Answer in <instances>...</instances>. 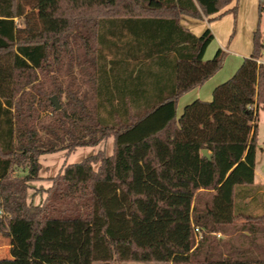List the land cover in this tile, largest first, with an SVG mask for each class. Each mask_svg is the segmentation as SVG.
<instances>
[{
    "label": "trees",
    "instance_id": "obj_1",
    "mask_svg": "<svg viewBox=\"0 0 264 264\" xmlns=\"http://www.w3.org/2000/svg\"><path fill=\"white\" fill-rule=\"evenodd\" d=\"M233 1L0 0V234L16 243L11 263L66 264L39 254L55 253L48 232L63 224L86 228L91 263L264 264L255 251L264 235V185L254 182L259 28L212 100L176 119L178 99L227 54L204 60L213 34L196 36L179 18L236 15V5L225 10ZM109 137L111 155L64 163L43 201H30L41 156ZM239 221L240 243L217 238Z\"/></svg>",
    "mask_w": 264,
    "mask_h": 264
},
{
    "label": "crops",
    "instance_id": "obj_2",
    "mask_svg": "<svg viewBox=\"0 0 264 264\" xmlns=\"http://www.w3.org/2000/svg\"><path fill=\"white\" fill-rule=\"evenodd\" d=\"M235 5L237 6L236 15H234L232 12H229L216 19L214 18L218 16L220 12L211 15L210 17H204L203 19H195L186 15L180 16L179 23L194 35L200 36L207 29H209L213 34L214 38L205 51L204 60H210L211 52H213V50H215L216 48H217L216 51L220 47L223 48V44H224L223 42L226 41L227 34L231 32V27L233 25L232 24L233 15L237 16V22H236L237 29L235 31L236 37L234 40H236L235 42L236 46L234 47V51L233 52L231 51L230 53V49L228 50L229 55L232 53L234 55L232 57V60H229L227 56V59L225 60L220 70H218L202 85L188 91L178 99L177 109H176L177 120L181 117L185 106L192 103L193 101L195 100L211 101L213 98L214 89L218 85L230 79L235 74L237 69L240 67L243 60L251 55L253 49V34L257 30V28H259L264 35V0H237V2L233 1L225 8V10L232 9ZM260 62L264 63V57L261 58ZM256 177L257 174L255 170V179H254L255 184L264 185L261 183H257ZM80 228L84 229V227H80V226L79 227L69 226L63 230V235L67 236L68 239L67 242L63 243V256H56L54 254H49L50 256L48 258L49 260H42V261L52 262L53 260H63L66 264H96L90 262L89 252L84 253L82 255V251L85 250L84 244L82 243L77 244L78 242L76 241H75L76 243L74 244V243H70L69 241V239H72L73 237L75 240H77V238L79 239V234L82 233V231H80ZM84 230H86V228ZM69 249L74 252L73 255L65 251ZM48 251L50 250L48 249ZM9 253L10 256H8V258L12 260L13 258L11 255V251H9ZM0 264H5V263L0 262ZM6 264H13V263L10 262Z\"/></svg>",
    "mask_w": 264,
    "mask_h": 264
},
{
    "label": "rangeland",
    "instance_id": "obj_3",
    "mask_svg": "<svg viewBox=\"0 0 264 264\" xmlns=\"http://www.w3.org/2000/svg\"><path fill=\"white\" fill-rule=\"evenodd\" d=\"M236 22H237V16L233 15V22H232L233 25L231 27V32L227 34L226 41L223 42L224 43L223 48L220 47L227 53L225 56L224 62L227 59V56L229 60H232V57L234 56L233 53L229 55L228 50L230 49V53H231V51L232 52L234 51V47L236 46V43H235L236 40H234L236 37L235 31L237 29ZM216 49L213 50V52H211V58L216 52ZM257 125H258V133H257V143H256V167H255L256 174H257L256 182L264 184V110L263 109L259 110V118L257 120ZM98 151H102L106 153V155H111L113 153V137H109L105 139L104 141H102L96 146L79 147L69 155H66V151L62 150V151H57L54 153L45 154L41 156L40 158V163H41L40 177L42 179L39 181L32 182L34 189H31L29 192L30 201H31V196L33 195H34V198H33L34 204H40L43 201L44 195L42 194V188H46L50 185V181L48 180V178L56 175L64 163L65 164L78 163L82 161L84 158L91 156L97 153ZM241 223L242 221H239L236 225L228 227L226 235L217 233L216 234L217 238L218 239L231 238L234 241L235 245L240 243L241 242L240 238L243 235L237 229L239 228ZM65 228L66 226L63 224H56L52 227V230L48 232V234H50V236L52 237L51 241L49 242L53 244V247H52L53 251H55L56 254H58V252L61 251L60 255L62 256H63V243L65 241V238H67V236L65 235L63 236V230ZM84 229L80 228V231H82V233H80L81 235L79 234V239L77 238V240H75L73 237L72 239H69L70 243L75 244L76 242H78L77 244H81V243L83 244L84 241L87 242V237L85 234L86 230ZM258 236L259 237L257 238V242L255 243L257 245V248L255 251L259 256L264 257V235L260 234ZM66 241H68V239H66ZM245 242H246V245H249L250 240L246 239ZM14 244L16 243L12 242V239L9 236L0 234V259L2 258L0 262H3L5 264L9 263V261L11 260L8 258V256H10L9 251L16 248ZM46 244L48 243H46L45 241L40 243L41 247ZM43 249H41L39 252L40 258L41 259L49 258L50 256L47 254L48 249H46V247ZM65 251L70 252V249L65 250ZM84 253H87L86 247H85V250L82 251V255ZM96 264H99V263H96ZM119 264H171V263L126 262V263H119Z\"/></svg>",
    "mask_w": 264,
    "mask_h": 264
},
{
    "label": "water",
    "instance_id": "obj_4",
    "mask_svg": "<svg viewBox=\"0 0 264 264\" xmlns=\"http://www.w3.org/2000/svg\"><path fill=\"white\" fill-rule=\"evenodd\" d=\"M51 102L53 103V105L55 106V108H56L57 110L60 109V104H59V101H58V99H57L56 96H53V97L51 98ZM202 154H203V156H206L207 158H210V154H209V152H208L207 149H203V150H202Z\"/></svg>",
    "mask_w": 264,
    "mask_h": 264
},
{
    "label": "built area",
    "instance_id": "obj_5",
    "mask_svg": "<svg viewBox=\"0 0 264 264\" xmlns=\"http://www.w3.org/2000/svg\"><path fill=\"white\" fill-rule=\"evenodd\" d=\"M0 212H1V210H0ZM195 232H196V233H199V229H198V228H196V229H195Z\"/></svg>",
    "mask_w": 264,
    "mask_h": 264
}]
</instances>
